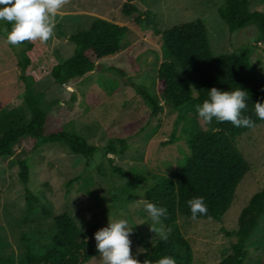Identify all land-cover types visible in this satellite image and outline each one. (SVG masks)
Masks as SVG:
<instances>
[{
	"label": "rangeland",
	"instance_id": "obj_1",
	"mask_svg": "<svg viewBox=\"0 0 264 264\" xmlns=\"http://www.w3.org/2000/svg\"><path fill=\"white\" fill-rule=\"evenodd\" d=\"M124 1L63 0L53 18V34L39 43L41 51L31 72L37 76L36 85L45 92L46 100L57 102L49 111L51 126L84 136L98 147V152L86 163L83 156L72 153L63 143H38L26 138L14 146L13 156L0 159V264H23L27 248L40 253L49 248L53 218L64 211L82 231L88 229L89 223L106 226L108 220L127 218L135 224L129 233L130 254L136 253L135 259L143 251L138 242L141 236L153 241L160 237L148 225L152 222L142 208L146 200L143 192L157 177L170 176L186 152L185 138L180 133L183 123L178 128V139L163 144L170 139L178 112L157 90L156 73L164 60L161 44L148 32L130 29L121 41L119 52L97 61L95 69L83 77L58 85L48 73L53 63L72 54L74 44L68 36L76 29L87 28L92 17L127 25L136 13L124 15L121 12ZM133 3L140 11L149 9L157 14L160 31L203 19L214 56L237 51L245 44L253 45L250 61L264 82V43L257 42L258 33L251 26L229 32L216 12L221 0H135ZM254 10L264 11V0H250V11ZM19 50L17 45L9 46L0 34V110L16 108L29 117L17 67ZM134 62L139 67L137 72L132 70ZM111 67L124 74L107 71ZM137 85L155 96L162 107L158 113L153 114L151 106L136 92ZM94 87H110L112 94L102 103L89 107L85 94ZM115 136L126 138L128 149L122 156H106L104 146ZM235 146L250 170L239 182L222 220L178 216V227L193 251L192 264H216L230 251L240 209L264 185V123L242 133L236 138ZM17 158L26 160L30 168L27 186L50 215L38 208L34 214L24 216V185L17 174ZM108 158L114 159V165L122 173L112 171ZM78 175L91 177L89 189L95 190L100 199L80 189L82 180L67 185ZM139 178L145 179L144 184L136 189L128 187ZM126 196L130 199L122 202ZM156 227L164 230L161 221ZM246 243L248 256L244 264H264V214ZM84 264H102V259L98 255Z\"/></svg>",
	"mask_w": 264,
	"mask_h": 264
},
{
	"label": "trees",
	"instance_id": "obj_2",
	"mask_svg": "<svg viewBox=\"0 0 264 264\" xmlns=\"http://www.w3.org/2000/svg\"><path fill=\"white\" fill-rule=\"evenodd\" d=\"M125 0L121 12L130 16L136 13L127 25H119L99 17H92L87 28L76 29L68 36L74 44L72 54L61 62H55L48 70L53 82L63 85L69 80L83 77L95 69L99 60L114 56L121 48V41L130 29L150 33L161 44L164 60L157 69V90L164 101L178 112L170 134V139L163 144H171L178 139V128L184 135L186 152L170 176H160L143 192L147 201L166 208L167 215L162 216L167 238L153 241L141 236L138 239L143 251L136 258L143 264L161 256H171L176 264H192L193 251L188 240L181 233L177 219L179 215L193 218L187 201L193 197H203L206 205L204 214L197 213L195 218L221 221L233 201V196L241 179L248 173L250 166L235 146V140L242 133L264 123L253 111V103L264 101V82L250 61L253 45L245 44L237 51L214 56L211 52L207 29L203 19L196 18L160 31L157 14L149 9L139 10L133 3ZM217 15L235 32L246 27H254L258 33L257 42L264 43V11H250V0H221L216 9ZM11 23L0 21V34L6 36ZM7 42V41H6ZM40 40L23 41L17 46L19 58L17 67L23 84V103L29 117L16 108L0 110V159L13 156L14 146L23 139L30 138L38 143H63L68 149L85 158L86 163L98 152V147L87 139L62 127H52L49 111L57 102L47 101L45 92L38 89L37 76L31 72L41 51ZM9 46L12 44H9ZM167 58L172 59L168 61ZM132 70L137 72L134 62ZM123 75L124 71L107 68ZM217 87L222 90L241 87L248 92L243 115L253 121L252 127H235L230 121H217L213 118L205 122L198 117L195 105L207 98L208 89ZM136 92L151 106L152 113H158L162 107L155 96L143 86H135ZM112 94L110 87H94L86 94L89 107L102 103ZM128 149L127 139L111 137L104 146V154L122 156ZM113 172L122 173L114 165V159L108 158ZM18 177L24 185V216L34 214L42 208L45 215L48 209L40 203V198L27 186L30 168L26 160L17 158ZM99 170L101 168L99 167ZM82 180L80 189L90 190V176L78 175L67 182ZM139 178L128 184L136 189L144 184ZM118 200L116 195H113ZM130 196L122 198V202ZM264 214V185L252 193L247 203L237 216V228L233 235L235 241L230 244V251L216 264H244L247 256V240L255 231ZM54 232L49 238L50 247L44 252L26 249L23 264H84L99 252L95 248L93 233L101 225L89 223L87 230H80L75 220L64 211L53 218ZM229 235V234H228Z\"/></svg>",
	"mask_w": 264,
	"mask_h": 264
},
{
	"label": "clouds",
	"instance_id": "obj_3",
	"mask_svg": "<svg viewBox=\"0 0 264 264\" xmlns=\"http://www.w3.org/2000/svg\"><path fill=\"white\" fill-rule=\"evenodd\" d=\"M63 0H0V21L11 23L6 31L5 39L9 44L18 45L23 41L39 39L46 41L53 34L54 16ZM248 92L241 88L222 90L213 86L208 89L207 98L195 105L196 114L205 122L215 118L217 121H230L235 127H252L253 121L241 110L246 108ZM255 115L264 120V101L253 103ZM191 216L204 214L206 205L203 197H193L187 201ZM142 208L152 222L148 224L154 232L160 233L161 239L167 238V232L157 228L162 216H166V208L150 201H143ZM133 225L127 218L108 220L106 226L98 228L93 237L95 248L99 252L102 264H141L135 259L136 253L130 254L129 233ZM141 249L138 248L137 252ZM143 264H149L144 260ZM151 264H176L171 256H161Z\"/></svg>",
	"mask_w": 264,
	"mask_h": 264
}]
</instances>
